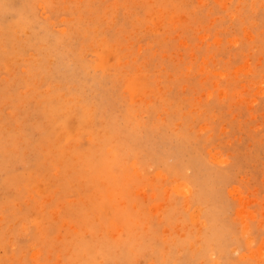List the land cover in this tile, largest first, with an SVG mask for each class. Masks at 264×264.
Returning a JSON list of instances; mask_svg holds the SVG:
<instances>
[{"label":"rangeland","instance_id":"obj_1","mask_svg":"<svg viewBox=\"0 0 264 264\" xmlns=\"http://www.w3.org/2000/svg\"><path fill=\"white\" fill-rule=\"evenodd\" d=\"M0 264H264V0H0Z\"/></svg>","mask_w":264,"mask_h":264},{"label":"bare ground","instance_id":"obj_2","mask_svg":"<svg viewBox=\"0 0 264 264\" xmlns=\"http://www.w3.org/2000/svg\"><path fill=\"white\" fill-rule=\"evenodd\" d=\"M178 186V185H177Z\"/></svg>","mask_w":264,"mask_h":264}]
</instances>
